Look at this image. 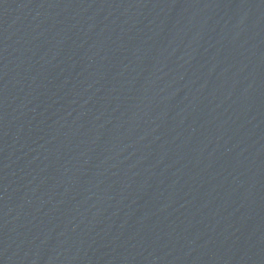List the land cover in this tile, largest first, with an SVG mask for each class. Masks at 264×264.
<instances>
[{"label":"water","instance_id":"water-1","mask_svg":"<svg viewBox=\"0 0 264 264\" xmlns=\"http://www.w3.org/2000/svg\"><path fill=\"white\" fill-rule=\"evenodd\" d=\"M0 264H264V0H0Z\"/></svg>","mask_w":264,"mask_h":264}]
</instances>
